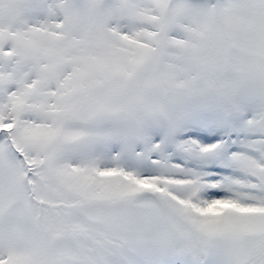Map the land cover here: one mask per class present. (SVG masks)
I'll use <instances>...</instances> for the list:
<instances>
[{
  "label": "rangeland",
  "instance_id": "374dc122",
  "mask_svg": "<svg viewBox=\"0 0 264 264\" xmlns=\"http://www.w3.org/2000/svg\"><path fill=\"white\" fill-rule=\"evenodd\" d=\"M0 132V264H264V0H0Z\"/></svg>",
  "mask_w": 264,
  "mask_h": 264
}]
</instances>
